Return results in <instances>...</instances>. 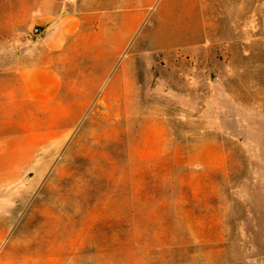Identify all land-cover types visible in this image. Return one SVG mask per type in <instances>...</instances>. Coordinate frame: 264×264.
I'll use <instances>...</instances> for the list:
<instances>
[{"label": "rangeland", "instance_id": "1", "mask_svg": "<svg viewBox=\"0 0 264 264\" xmlns=\"http://www.w3.org/2000/svg\"><path fill=\"white\" fill-rule=\"evenodd\" d=\"M60 11L59 96L0 100V264H264V0H0V81Z\"/></svg>", "mask_w": 264, "mask_h": 264}, {"label": "crops", "instance_id": "2", "mask_svg": "<svg viewBox=\"0 0 264 264\" xmlns=\"http://www.w3.org/2000/svg\"><path fill=\"white\" fill-rule=\"evenodd\" d=\"M81 24L80 15L73 11L55 12L40 22L38 38L30 46L25 42L20 54L13 56L8 68L12 82L0 81V100L45 105L57 98L63 86L61 66L68 63L65 53L75 47L73 41L86 37ZM96 26L95 36L102 32Z\"/></svg>", "mask_w": 264, "mask_h": 264}, {"label": "built area", "instance_id": "3", "mask_svg": "<svg viewBox=\"0 0 264 264\" xmlns=\"http://www.w3.org/2000/svg\"><path fill=\"white\" fill-rule=\"evenodd\" d=\"M39 33H40V30H39V28H37V27H34V28L29 32L30 36H37V35H39Z\"/></svg>", "mask_w": 264, "mask_h": 264}]
</instances>
